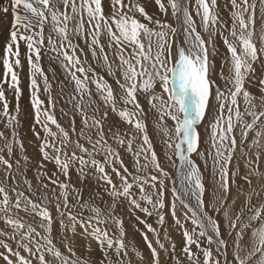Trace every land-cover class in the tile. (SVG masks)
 Segmentation results:
<instances>
[{
    "label": "snow or ice",
    "instance_id": "obj_1",
    "mask_svg": "<svg viewBox=\"0 0 264 264\" xmlns=\"http://www.w3.org/2000/svg\"><path fill=\"white\" fill-rule=\"evenodd\" d=\"M155 3L165 17L168 8H171L176 26L167 19L149 15L139 0H107V5L104 0H9L8 4L0 5V14L12 17L2 57L4 80L0 81V101H3L0 117L4 119V128L11 130L10 136L0 131V221L4 225L0 228V260L3 264H132L124 240V221L116 210L118 206H123L147 216L155 212L158 224L163 226L165 181L169 179H172L169 210L175 223L183 230L185 245L182 252L190 264H264V203L252 204L253 197H260L264 191V171L259 166L260 149H264V78L258 82V95L245 88L246 81L255 74L253 65L259 63L264 68V0H260L258 28L255 0L251 3L249 0H226L231 5L230 25L220 19L217 0H194V4L193 0H168L167 6L163 0H155ZM190 8H194L196 16L200 17L201 29L207 39L197 30ZM137 14L148 22H141ZM49 22L51 32L47 36V45L56 54L57 60L62 58L61 66L70 76L74 92L68 94L66 103L72 104L79 114V129L75 116L71 117L69 128L62 127L53 112L48 107H42L45 102L38 94L39 75L43 79L44 91L49 93V105L55 108V100L50 94L52 84L39 63L46 40L44 29ZM72 22L75 23L71 34L84 39L93 59L102 61L109 75L115 77L117 70L121 72L122 79L116 78L120 89L118 94L95 69L85 68L76 55L79 45L74 44L69 36V24ZM53 33L58 39H53ZM104 33L109 37L107 47L116 46L115 56L119 60L116 68L109 61L105 44L101 43L100 37ZM181 33L183 41H175L173 38ZM218 34L230 54L224 61L229 65V75H224L223 67L219 74L224 89L212 79L215 63L209 60L210 48L215 54ZM21 42L27 47L26 58L31 69V104L35 125H39L45 133L41 138L34 125V134L41 139L42 156V160L35 165L38 182L35 189L26 175L31 161L24 154V143L18 139L16 130L20 108L17 104L15 115L9 112L3 87L10 76L9 88L19 101L21 90L14 67L21 65ZM80 51L83 52V49ZM89 84L95 85L99 102L93 99ZM213 87L218 108L209 123L211 150L208 156L212 160L215 187L207 190L193 154L204 159L207 166L205 152L199 150L201 136L198 125L208 112ZM138 95L147 98L150 109L156 114L154 126L160 135L163 155L175 168L180 178L179 187L155 150ZM241 97L245 105L243 112L238 100ZM110 112L128 127L121 129L113 123ZM245 115L252 118L250 122L244 119ZM168 120L172 121L171 125ZM49 124L54 125L56 131ZM237 125L241 136L240 150L248 169L244 174H241L239 165L233 170L229 167L237 151L234 134ZM249 132H254L248 149H256L252 153L255 160L244 150ZM14 146L19 149L16 156ZM121 150L133 157L131 170L125 164ZM173 157L178 158V164ZM45 162L55 165L51 175ZM237 178L248 186L247 190L237 183ZM253 178L257 179L261 191L253 187ZM90 180H95L96 189L85 198L84 185ZM21 181L28 194L20 189ZM233 186L237 195L229 200ZM134 188L137 191H133ZM39 190L43 191L37 196ZM206 191L210 197L207 210ZM240 196L244 197V201L236 210ZM193 198L195 207L189 203ZM177 200L188 209L182 215L185 222L191 221V232L177 216ZM50 205H54L60 226L66 230L59 241L65 251H61V247L54 242V219ZM77 208L80 211H74ZM209 211L223 217L227 237L232 240L231 259L228 239L222 236L219 220ZM86 212L89 215H85ZM140 222L147 229L142 235L151 258L146 261L143 254L133 247L132 251L139 260L144 264H161L160 251L148 236L151 232L158 248L169 253L175 264H183L175 255L174 243L166 248L158 230L146 220ZM106 224L115 225L119 235H110L109 229L102 227ZM78 225L82 230L80 232H77ZM68 232L86 242L94 240L102 259L94 261L89 256H78L75 241L69 238ZM200 237L206 238L208 245H216L217 255H213L211 247H201ZM192 245L198 251L193 252ZM86 249L91 253V243L86 244Z\"/></svg>",
    "mask_w": 264,
    "mask_h": 264
},
{
    "label": "rangeland",
    "instance_id": "obj_2",
    "mask_svg": "<svg viewBox=\"0 0 264 264\" xmlns=\"http://www.w3.org/2000/svg\"><path fill=\"white\" fill-rule=\"evenodd\" d=\"M104 2H105V5H107V0H104ZM126 2H127V0H126ZM139 2L145 7V10L149 15L153 16L154 18H158V19H167L168 22L173 23V25L176 26L175 21L171 16V8L170 7L168 8V15H167V17H165L164 13H162L159 10V6L155 3V0H139ZM163 2L167 6L168 0H163ZM209 2H210V0H209ZM220 2H221V0H217V6H218L217 11L218 12H219V7H220ZM251 2H253V0H249V3H251ZM255 2H256V20H257V28H258L259 23H260L261 4H260V0H255ZM8 3H9V0H2L1 1V5H5ZM193 4H194V0H193ZM222 4H224V6L227 9V12L230 14V12H231L230 3H226V0H225V2L224 3L222 2ZM61 10H63V9L61 8ZM107 10L108 9L106 7L105 11L107 12ZM21 11H23V10L21 9ZM190 11H192L193 18L196 21L197 30L201 31L202 35H205L201 29L200 17L196 16L194 8H190ZM10 16H11L10 14L7 17L0 14V22L4 25V23L7 21V18ZM137 18L140 19L141 22H144V23L148 22L144 19L143 16H140L139 14H137ZM74 23L75 22H72L69 24V36H70V39L72 40V42L74 44L79 45V48L76 51V55L80 57L85 68L90 67L92 69H95V71L97 73H99L101 76H103L104 79H106L112 85L114 93L118 94L120 92V89L118 88V85L116 84V78L122 79L121 72L119 70H117L115 77L112 75H109L106 67L103 64V62L102 61L97 62V60L93 59L91 52L88 50L87 46L83 43L84 39L82 37H76V36H73L71 34L72 29L74 27ZM149 26L151 27L152 25L150 24ZM217 27H219V25H217ZM85 28H87V24H85ZM9 30H10V27L8 29V33H9ZM50 32H51V23L49 22L45 25V29H44L46 40H45V46L41 50V59H40L39 63L41 65V67L43 68L44 73L48 76L49 82L52 84V89H51L50 94H51L53 100H55V104H56L55 108L52 109L49 105V100H48L49 93L44 91L43 79L39 75L37 76V81H38V84L40 85V91L38 94H39L40 99L44 100V102H45L42 107H48L49 110L53 112L58 123H60L62 127L66 128V129L69 128L70 119H71V117L75 116L76 127H77V129H79L81 127L80 116L78 113L75 112L72 104L66 103V101L68 99V94L74 92V87L71 85L70 76H69L67 71L65 72L68 75L67 77L56 74L58 69L56 68L57 66L54 63L56 62L58 65H60L62 58H61V60H57L55 58L56 54L53 53L48 48L47 36ZM53 39L54 40L58 39V37L54 33H53ZM153 39L155 40V37ZM173 39L175 41L182 42L183 41L182 33L180 35L174 37ZM205 39H207L206 35H205ZM89 40H90V37H89ZM100 40H101V43L105 44V51L109 55V61L112 62L113 67L116 68V66L119 64V60L115 56L116 46L114 45L112 48L107 47V42L109 40V37L107 36L106 33L101 35ZM21 43H22V45L24 44L23 42H21ZM145 43H146V40H145ZM20 47H21V44H20ZM257 47L259 48L260 45L257 44ZM215 48H216V51H215L214 55L212 54V49L211 48L209 49V52H210L209 60H210V62L215 63V71L212 74V79L215 81L216 84L220 85L221 89H224V83L220 80L219 74H220L221 68L223 67L224 75L225 76L229 75V70H228L229 65L225 64L224 61L226 58L230 57V54L227 52V48L223 44L222 38L220 37L219 34L216 37ZM21 49H22V50H20L21 65L19 67L14 68V70L16 69L15 71H16L17 76L19 78V87L21 90L19 101H17L15 94L11 91V89L9 88V85H7V83H5L3 85V87H4V91H5V98L7 99L8 104H9V112L11 114L15 115V108H16L17 104L19 105V108H20V113L18 116L19 125L17 126L16 130L18 132V139L22 140L24 143V149H25L24 154L27 155L31 161V165L29 166L26 175H27L28 179H30L32 181L33 188L35 189L37 186V183H38L36 180L35 165H37L42 160V156L40 153L41 139H38L36 137V135L34 134L35 119H34V109H33L32 104H31L33 89L31 87V69H30V66L28 65L27 58H26V53H27L26 45L24 44V47L22 46ZM80 49H83V52H81ZM175 50H176V44L174 43L173 44V52L174 53H175ZM130 51H131V49L128 48V52H130ZM153 51H155V47L153 48ZM69 53L71 54V50H69ZM2 54L4 55V51ZM85 55L87 56V59H85ZM126 55H127V52H126ZM0 58L2 59V55H0ZM253 67L255 69V74L250 76L249 80L246 81L245 88H247L253 94L258 95L259 94L258 82L261 78H264V68H261L259 63L253 65ZM2 68H3V75H2ZM4 71H5L4 66L2 64H0V74H1L0 75L1 76L0 81L4 80V77H3ZM77 75H80V73H77ZM91 75H92V73H91V71H89V76H91ZM8 80H10V79H8ZM69 86H72V88L70 89ZM61 89H63V93L61 92ZM157 91H159L158 86H157ZM7 93L9 95H7ZM93 99H94V97H93ZM138 99H139L141 105L143 106V108L145 110V113H146L145 123L147 125V130H148L150 138L152 139L155 150H156L158 156L160 157L161 162L164 165V167L166 168V170L169 171V173L172 174V178L175 179L176 186L179 187V179L180 178L177 174H175L176 173L175 168L172 166V164L163 155L164 149H163V145L161 143L160 135L156 132V129L154 126L155 121H156V114L153 110L150 109V106L147 103V98L144 95H138ZM238 100H239L241 112H243L245 105L243 103L242 97L238 98ZM2 104H3V101H0V111H2ZM120 106L121 107L123 106L122 102H121ZM217 108H218V102L215 99V88L213 87L212 94L210 95V98H209L208 112L206 114L205 119L198 125V131L200 132V136H201V143H200L199 150H202L205 152V159L208 160L207 166L204 163V159H201L200 157L193 154V159L196 160V163L200 166V170L203 173V180H204V183H205L207 190H211L215 187V181L213 180V172H212V160L208 156V152H209V150H211L210 149L209 123L212 119V116L216 114ZM61 109H64L63 113L61 112ZM64 113H67V114H64ZM234 119H235V117H234ZM244 119L250 122L252 118L250 116L245 115ZM262 119H264V118H262ZM112 122L118 124L121 129L128 127L126 124H124L122 121H120L119 117H117V116L114 117ZM167 123L169 125H171L172 121L168 120ZM49 126L52 128L53 131H56V128L54 125L49 124ZM257 127H259V124ZM205 129H208V131H205ZM0 131H5L6 135H9V136L11 134L10 129L4 128V119L2 117H0ZM35 131H38L40 133L41 138H43V136L45 135L43 129L39 125H35ZM234 134L237 138V151H236V153H234L232 164L229 167H230V170H233L236 165H239L241 174H244L245 172H247L248 169L245 168L246 160H245V157L243 156V154L240 150V148H241V146H240L241 136H240V131H239V125H237V128L234 131ZM253 136H254V132H249L248 140L245 141V143H244V150L248 151L249 155L252 156V159L255 160V156L252 155V153H254L256 151V149L255 148H253L251 150L248 149V144L250 143ZM136 143H139V141H137ZM133 147L135 148L136 144H134ZM260 151H261V157H260V161H259V166H260V170L264 171V149H260ZM18 153H19V149L14 146V156H16ZM121 154H122V157L125 161V164L131 170L132 164H133V157L131 156V154L127 153L124 150H121ZM173 159L176 161L177 164L179 163L178 158L173 157ZM45 164H46L47 169L49 170V175H51V173L53 171H55V165L51 162H45ZM109 171H110V169H109ZM149 171L151 172L152 170L149 169ZM153 174H155V173H153ZM177 176H178V179L176 180L175 177H177ZM0 178H2V173H0ZM72 178H73V181L76 180V174L74 171L72 173ZM60 179L63 180L64 177L61 176ZM114 179H115V177H114ZM11 183H12V181L9 180L8 184L11 185ZM165 183H166L165 196H164L165 208L163 209V213L165 215V222H164L163 226L158 224V216L155 212L153 213L152 216H147L146 214L139 212L138 210L132 211V210L125 208L123 206H118V208L116 210V213L118 215H120L124 221V229H125L124 240H125L126 248L128 250V258L131 260L132 264H144V262L139 260V258L136 257L135 253L132 251L133 247H135L137 251H139L143 254L146 261L150 260V258H151L150 250L148 249L147 244L144 241L143 235H142V233L147 231V229H146L145 225L140 222L141 220H146L147 223L152 224L153 227L158 230V232L160 233L161 242L165 244L166 248H170L171 244L174 243L176 246V249H175L176 257H178L183 262V264H190V262L187 260V258L185 256V254L182 252V248L185 245V238L183 236V230H182L180 225H177L175 223V219L172 217L170 210H169L171 200H172V192H171L172 179L166 180ZM237 183L242 184L244 190L248 189V186L246 184H243V182L240 181L239 178H237ZM51 187L52 186H50V188ZM253 187L256 188L258 191H261L260 185H259L256 178H253ZM20 189L24 190L26 192V194H28L22 181L20 182ZM95 189H96L95 180L88 181L84 185V196H86L85 198H87L88 194L90 192L94 191ZM146 190L151 191V189H147V188H146ZM41 191H43V190L37 191L36 195L39 196L41 194ZM133 191H137V190L134 188ZM57 192H58V190H57ZM49 195H51V192H49ZM236 195H237V189L233 186L230 189L229 200H231L232 197L236 196ZM104 199L107 200L108 197L105 196ZM204 199H205V205H206V210H207L208 201L210 199V197L208 195V191H206ZM189 201H191L190 202L191 204L192 203L195 204L194 198L190 199ZM243 201H244V197L240 196L237 200V205L235 206L236 210L239 209V207L242 205ZM260 203H264V191L261 192L260 197L254 196L252 199V204L259 205ZM101 206H103V205H101ZM192 206H194V205L192 204ZM176 207H177V216L180 217L181 223L185 227H187L189 232H191L192 228H193L191 221L189 220V221L185 222L183 215H182V213L187 212L188 209H186L183 205H181L179 200L176 201ZM50 210L52 212L53 219H54L53 226H52L53 227L52 235L54 238V242H57L58 246L61 247V251H65L63 245L61 243H59V241L61 238V234L63 232H65L66 230L62 229L60 226L59 217H58V214L56 212L54 205H50ZM74 211L78 212V211H80V209L77 208V209H74ZM245 212L247 215V209L245 210ZM209 214L213 215L220 222L221 234L225 239H228V242H229V259H231L232 240L227 237L226 226H225V222L223 220V217L221 215H218V214L211 212V211H209ZM21 215L24 216L25 214L21 213ZM85 215H89V213L86 212ZM188 215L191 216V212H188ZM25 218L29 219V217H27V216H25ZM38 219L39 218H37V221H38ZM65 223H68V221H65ZM254 226H256V225H254ZM2 227H4V225H3V222L0 221V228H2ZM102 227H107L109 229L110 235H113V236L119 235L118 230H117L115 225L106 224V225H102ZM80 231H82V230L79 228V225H78L77 226V232H80ZM197 231H198V229H197ZM165 232L167 233V238H165ZM68 235H69L70 239H73L75 241V251H76L78 256H81V257L89 256L94 261H98V260L102 259V254L99 250L98 245L96 244V242L94 240L89 239L86 242L84 239H82L78 235L72 236V234L70 232H68ZM148 236H149V239H151L153 241V246H156L157 250L160 251L161 264H175L174 258H170L169 253H165L164 251H162L158 248V246L156 245L155 238L151 232L148 233ZM199 239H200L201 247H211L213 249V255L214 256L217 255L215 244L208 245L206 238H203V237H200ZM245 239H247V236L245 237ZM87 243H91V247H92L91 253L87 252V249H86ZM191 247H192L193 252L198 251L195 245H192ZM113 258H115V257H113ZM200 258H201V262H202L203 261L202 254H201ZM2 263H3V261L0 260V264H2Z\"/></svg>",
    "mask_w": 264,
    "mask_h": 264
},
{
    "label": "bare ground",
    "instance_id": "obj_3",
    "mask_svg": "<svg viewBox=\"0 0 264 264\" xmlns=\"http://www.w3.org/2000/svg\"><path fill=\"white\" fill-rule=\"evenodd\" d=\"M1 1L2 0H0V5H1ZM222 2L224 3L225 2V0H221V2H220V7H219V16H220V19L222 20V21H224V22H226V23H228L229 25H230V23H231V17H230V14L227 12V9H226V7L224 6V4H222ZM218 9V8H217ZM2 17V16H1ZM11 19H12V17L10 16V17H8L7 18V21L4 23V25L0 22V55H2V57L4 56L2 53H3V51H4V47H5V45H6V43H7V40H8V38H9V33H8V29H9V27H10V23H11ZM225 34H227V33H225ZM75 42V41H74ZM84 43V42H83ZM24 47V44L22 45V43H21V47ZM21 47H20V50H22L21 49ZM2 51V52H1ZM23 52V51H22ZM0 64H2L3 65V60L0 58ZM114 60V59H113ZM116 60V59H115ZM57 67V69H58V71L56 72V74L57 75H62V76H65V77H67L68 75L65 73L66 72V70L61 66V64L60 65H58L56 62L54 63ZM103 67V66H102ZM15 68V67H14ZM16 70V69H15ZM20 74V73H19ZM1 75V74H0ZM2 75H3V68H2ZM1 77V76H0ZM4 77V76H3ZM8 79H10V80H8V83H7V85H9L10 84V82H11V78H10V76H9V78ZM71 85L73 86V84L71 83ZM72 86H69V88L71 89L72 88ZM8 87V86H7ZM89 87H91V89L93 90V97H94V99L95 100H97V102H99V97H98V95H97V93L95 92V85L94 84H90L89 85ZM7 95H9L8 93H7ZM116 115L115 114H113V113H111L110 112V118H111V121H113V119H114V117H115ZM176 174V173H175ZM176 176V175H175ZM176 178V180L178 179V176L177 177H175ZM86 197V196H85ZM191 201H189V203H190ZM194 206H195V204L194 203H192ZM193 206V207H194ZM135 257V256H134ZM3 264V263H2Z\"/></svg>",
    "mask_w": 264,
    "mask_h": 264
}]
</instances>
